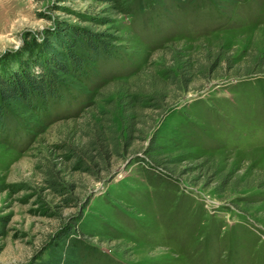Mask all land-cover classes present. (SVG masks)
Here are the masks:
<instances>
[{
    "label": "rangeland",
    "instance_id": "rangeland-1",
    "mask_svg": "<svg viewBox=\"0 0 264 264\" xmlns=\"http://www.w3.org/2000/svg\"><path fill=\"white\" fill-rule=\"evenodd\" d=\"M25 71L63 91L2 102L0 264H264V0H0Z\"/></svg>",
    "mask_w": 264,
    "mask_h": 264
},
{
    "label": "trees",
    "instance_id": "trees-1",
    "mask_svg": "<svg viewBox=\"0 0 264 264\" xmlns=\"http://www.w3.org/2000/svg\"><path fill=\"white\" fill-rule=\"evenodd\" d=\"M82 35H76L75 38ZM84 38L83 46L88 53V59H95L105 53H109L107 45L95 39ZM58 57V56H57ZM77 70L82 69L84 62L82 56L70 51V54L65 57V62ZM52 62V61H51ZM47 65H53L48 62ZM60 71L69 72L67 66ZM42 75V76H41ZM63 84L54 75L42 72L38 77L31 71L20 72L19 75L4 78L0 74V129L3 128L6 111L3 108L2 102L8 99H15L21 102H27V99L38 97L40 100H45L47 97L60 98L63 91Z\"/></svg>",
    "mask_w": 264,
    "mask_h": 264
}]
</instances>
